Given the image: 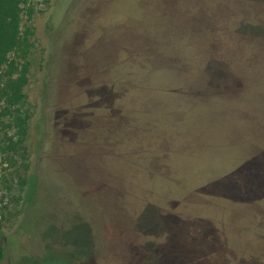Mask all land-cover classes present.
Wrapping results in <instances>:
<instances>
[{"label":"trees","instance_id":"trees-1","mask_svg":"<svg viewBox=\"0 0 264 264\" xmlns=\"http://www.w3.org/2000/svg\"><path fill=\"white\" fill-rule=\"evenodd\" d=\"M23 3L0 0V160L8 169H14V174L18 169L15 156L26 158L31 120L25 94L31 32L22 28ZM95 3L88 26L92 50L86 72H90L83 77L81 96L75 99L72 114L64 121L68 123L69 136L64 138L69 146L60 157L59 151L55 152L63 168L85 182L79 184V195L77 192L72 197L67 188L65 203L60 191L53 193L52 199L59 194L63 201L62 209L58 215L52 216L54 210L43 215L50 227L58 219V232L65 231L64 236L69 230H84L78 241H69L68 264H264L263 120L258 122L261 131L245 141L240 156L226 154L222 139H213L215 142L202 150L190 149L192 131L185 127L189 122L180 126L175 121L171 131L181 129L182 133L176 134L182 140L175 146L171 137L160 136L155 155L147 156L144 168L138 176L129 178V184H125V173L110 168L104 160L119 152L118 146L124 141L119 133L129 131L125 127L138 116L134 113L141 103L137 98H143L149 106L159 99L158 108L165 111H176L180 100L189 98L188 107L216 112L231 105L211 99L241 98L239 92L232 93L243 89L237 69L240 58L247 69L256 62L260 64L257 69L264 71V0H205L207 8L203 3L197 15L191 12L183 17L209 22L207 27L213 32L206 43L207 51L194 49L192 55H187L181 49L175 53L154 47V51H139L148 53L141 65L129 62L130 56L138 52L127 47L126 37L130 42L132 39L129 16L122 15L124 28L119 16L103 12L104 0ZM217 3H221V10L226 5L232 13L220 17L221 10H213ZM253 43H257L258 50L245 52V47ZM154 52L166 63H178L174 70L177 74L159 66L161 62L158 56L153 58ZM194 150L198 155H192ZM129 153L134 156L135 150ZM48 162L42 165L45 172ZM141 171L145 177H141ZM17 182L24 187L26 176ZM47 183L45 180L43 188L55 189ZM6 189L9 191L11 184ZM227 207L245 208L235 216L238 233L232 222L221 217ZM27 225L25 218L20 229L28 233ZM2 226L0 216V233ZM3 259L4 247L0 244V263Z\"/></svg>","mask_w":264,"mask_h":264},{"label":"rangeland","instance_id":"rangeland-1","mask_svg":"<svg viewBox=\"0 0 264 264\" xmlns=\"http://www.w3.org/2000/svg\"><path fill=\"white\" fill-rule=\"evenodd\" d=\"M104 1L106 3L103 12L107 16H119L124 22V28L122 15H128L132 21L128 26L132 33L131 42L126 37L127 47L138 49L137 53L130 56L129 62L132 65H141L144 56H148V53L139 51H154V47L157 50H173L175 53L181 49L187 55H192L194 49L207 51L206 43L213 32L207 27L209 22L201 20L199 23L190 17H183L196 12L203 3L206 7L205 0ZM95 2L96 0H24L22 4V28L30 29L31 32L28 85L25 88L26 106L31 120L25 142L26 158L22 160L15 156L17 173L14 174L15 170L8 169L6 163L0 160V216L3 225L0 244L4 247V259L0 264H68L69 255L66 249L71 245L69 241H78L79 235L84 232L77 228L69 230L64 236L65 231L58 232L59 220L54 219V224L50 227L48 218L43 215L47 216L51 210H54L52 216L58 215L69 193L67 188L73 197L77 192L79 195V184L85 182L79 175L72 176L60 164L62 159L57 158L69 146L64 138L69 136L66 130L68 123L65 125L64 121L72 114L75 99L81 96L79 93L83 77L90 72V69L86 72L92 50L88 26L95 14ZM225 3L229 5V1ZM217 4L213 10L222 9L221 3ZM224 7L225 10L220 11V17L227 12L232 13L226 5ZM213 14L212 16H216L214 12ZM251 49L258 50L257 43L246 46L244 51ZM153 55V58L158 56V61L162 63H158L159 66L163 65V68L167 67L177 74L174 70L178 69V63H166L167 60L156 52ZM242 59L243 57L237 63V69L242 75L243 89L232 91L239 92L241 98L211 99L231 105L227 108L224 105L223 109L225 107L226 110L223 112L188 107L189 98L178 99L181 103L176 111L170 108L168 111L160 110L157 105L161 101L159 99L153 100L149 106L143 98H137L141 103L134 109V113L138 116L133 117V122L125 127L129 131L119 133L124 136V141L118 146L119 152L116 156H105L108 166L125 173V184H129V178L132 179L133 174L138 176V172L144 168L142 165L147 156L155 155L160 136L165 139L171 137L175 146L182 140L176 134L182 133L181 129L171 131L175 121L180 126L189 122L185 127L192 131L188 139L190 149L202 150L204 145L220 142L222 139L221 143L226 145V154L233 152L240 156V152L246 147L245 141L253 139L261 131L258 122L264 121V71L257 69L260 64L256 62L248 65L247 69ZM70 102L72 105L69 108ZM210 131L213 133H209ZM220 132L222 134L219 137ZM201 133L206 135L202 136ZM99 136H103L101 132ZM195 140L198 141L195 142L196 145L193 142ZM79 149L76 147V153H79ZM57 150L58 157L55 156ZM131 150H135V158L129 153ZM197 150L193 151V156L198 155ZM46 160H50L52 164L46 163L45 172L42 165ZM192 160L196 161V158L193 157ZM140 175L145 177L143 171ZM24 176L26 184L21 187L17 181ZM45 180L55 189L51 186L43 188ZM5 181L7 185L11 184L9 191ZM58 191L64 203L59 194L52 199L53 193ZM243 210L245 208L227 207L221 212V217L226 222L233 223L235 233L240 228L235 216ZM25 218L28 233L20 229ZM256 242L255 240L251 244L255 246Z\"/></svg>","mask_w":264,"mask_h":264}]
</instances>
